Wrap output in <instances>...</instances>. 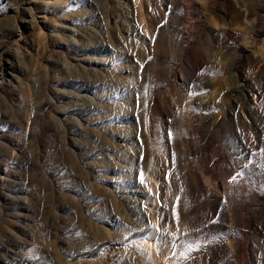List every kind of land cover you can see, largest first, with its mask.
<instances>
[{"label":"rangeland","instance_id":"1","mask_svg":"<svg viewBox=\"0 0 264 264\" xmlns=\"http://www.w3.org/2000/svg\"><path fill=\"white\" fill-rule=\"evenodd\" d=\"M196 1L180 0L169 12L159 0H111L107 1L109 8L104 0H64L48 15L47 21L56 24L53 28L41 19L46 41L39 31L29 33L23 22L17 34L1 37L8 48L18 42L25 47L24 36L32 40L34 46H30L31 54L26 52L25 61L15 59V76L21 82L38 79L43 91L33 95L15 90V85L8 86L0 99V264H125L141 241L156 239L162 253L172 259L171 264L240 262L238 253L229 248V215L233 214L236 199L230 205L228 196L214 195L217 190L212 184V215L216 222L210 225L208 220L206 225L199 205L210 206V191L206 195L194 192L188 197L186 189L177 185H185L189 179L196 189L199 179L206 185L203 177L214 156L218 163L216 171L212 169V181L229 183L230 193L243 196L239 212H250L264 204L258 195L264 186L260 187L253 177L255 171L264 178V122L241 108L243 124L252 137L246 141L240 129L243 124L237 119L230 118L224 125L218 118L235 81L248 84V88L264 81V64L261 66L259 59L261 54L264 56L260 51L264 45L253 41L264 40V33L255 39L250 30L258 14L264 22V10L244 15L241 19L248 29L241 27L239 32L230 25L239 5L231 8L226 0ZM252 1L264 4V0H241L245 5ZM8 2L21 10L24 0H2ZM2 3L0 31H7L12 28L11 17H22L15 9L6 10L9 7ZM108 13L109 31L105 27ZM141 13L148 23L147 36L143 35ZM66 20L81 32L89 25L98 30L99 37L88 51L98 52L111 67L103 79L92 78L81 86L67 88V81L75 77L67 72L65 59L74 61L77 57L72 55L76 40L67 36L64 43L59 37L67 35L62 29ZM262 26L264 31V23ZM77 37L84 39L85 34ZM222 43L224 47H220ZM83 49L79 51L81 56ZM190 52L200 57V71L194 67ZM237 56L239 62L234 68ZM159 57L161 64L157 65ZM149 59L155 61L153 66ZM159 68L161 75L157 73ZM88 87H95L91 95L97 100L90 105L88 97L75 99L81 108L71 116L84 118L78 123L66 115L62 100L65 92ZM53 99H60L57 106L49 103ZM38 105L43 111L37 110ZM238 173L240 181L235 183ZM121 176H126L124 182L116 183ZM153 180L156 190L150 184ZM226 183L223 187H228ZM117 190L118 204L111 197ZM153 194L158 198L159 218L167 221L163 239L161 232H144L141 222L132 226L145 219ZM173 197L180 199H175L171 209ZM218 199H226L228 210ZM185 202L190 209L194 207L196 223L205 228L199 234L191 232L186 219L178 227L175 223L176 206ZM127 208L131 209V220L121 226L123 238L113 245L112 233L106 230L108 222L116 209L123 212ZM242 226L247 231L242 229L235 238L250 252L252 263L258 255L264 264V225L258 232L253 225ZM134 260L132 264H138Z\"/></svg>","mask_w":264,"mask_h":264},{"label":"bare ground","instance_id":"2","mask_svg":"<svg viewBox=\"0 0 264 264\" xmlns=\"http://www.w3.org/2000/svg\"><path fill=\"white\" fill-rule=\"evenodd\" d=\"M107 1L110 2L111 0H107ZM107 1L104 0L105 6L109 8V3H107ZM159 1L170 12L174 10L175 3L176 2L178 3L180 0H159ZM211 1L212 0H210V2ZM226 1L229 3L231 8L235 7L236 5H239V9L235 11L236 15H234V20L230 22V25L237 27L239 32L241 31V27H243L244 29H248V27L243 25L244 20L241 19L243 18L244 15L251 14V13L257 14L258 11L264 10V4L255 2V1H252V3H248V5L243 4L241 0H237L236 3L233 0H226ZM135 2L139 3V0H135ZM1 3H2V0H0V4ZM10 3L9 2L2 3V5L5 7L6 6L9 7V9L7 8L6 10L15 9L16 12L21 15L22 18L13 19V17H11V21H9L10 16L5 17V23L9 21V24L11 25L12 28L7 31H0V99H1V95L6 93L8 86L15 85L14 87L15 90H21L22 92L24 93L27 92L29 94L32 93L33 95L36 94V91H43V89H41L40 81L38 79L34 81L29 79L26 82H21L20 78L15 76L16 68L18 67V64L15 61V59L17 57L21 59L25 58L26 52L27 54H31L30 46H34L32 40L28 39V36H24L23 44L26 45L25 47H22L21 42H18L16 46L15 44L13 45V48H8L3 45L1 37L13 36L17 34L18 31L21 30L20 22H23L25 26L28 27L29 33L32 34L34 31L35 32L39 31L40 37L43 38V41H46L47 35L43 33L44 28L40 24L41 19L45 21L46 25H50L51 28H53V26H55L56 24H54V22L49 23L47 21L48 15L51 12L50 11L51 9L58 8L61 4L64 3V0H59V1L57 0H24V3L21 6V10H17V6L15 7L14 5ZM192 3H198V1L192 0ZM101 7H103V5H101ZM241 7H244L245 9H242ZM93 16L96 17L97 14L95 13L93 14ZM3 19L4 18L0 16V21H3ZM141 19H143L141 22L143 35L147 36L148 35V23L143 13H141ZM67 20H69V18H67ZM67 20L62 23L63 24L62 29L65 32L64 34H67V35H59V37H61L64 43L68 41V39L66 38L67 36H70L71 38H74L76 40V42L74 43L75 48L72 52V55H74V57H77V59L74 61L70 59H65V67L67 68V72L70 73L73 77H75V78H72V80L67 81L66 83L67 88L70 86L71 87L81 86L85 81H90L92 78L94 80L103 79L110 73L111 67L108 66V64H106V62L101 59V56L98 52L91 53L88 51L89 47L92 45V42H96V38L99 37V34H97L96 32L98 30L93 25H89L88 27H82L86 31L81 32L80 29H78L71 21H67ZM218 20L219 19H216L215 22H217ZM15 21H16V24H15ZM105 21H107V23H105V27H107V31H109V25H111L110 20H109V13L107 14V17H105ZM263 23H264L263 18L261 17V15L258 14L257 18L253 21V27L250 29L252 30L255 36V39L256 37L258 38V36L256 35L264 33V31H261V29L263 28L262 26ZM223 31L229 32L230 29L229 30L223 29ZM80 33L85 34L84 39L77 37L78 35H80ZM107 34L109 36V33ZM101 37L103 36L101 35ZM43 41L41 43H43ZM80 41H83L82 45ZM253 41L256 44L262 43V45H264L263 44L264 40L257 39L256 41L255 40ZM224 44L225 43H222L220 47H224ZM43 45H45V43H43ZM141 45H143V41H141ZM214 45H218V43L214 41ZM214 45L212 46L214 47ZM81 48H84L83 49L84 51L82 52L83 56H81L79 53ZM100 49H104V48H100ZM143 49H145V53H147V47H145V45H143ZM260 51L261 53H263L264 47L260 48ZM243 54L244 53L240 54V56ZM200 55H202V53H200ZM206 55H208V49H206ZM180 56L184 57L182 53ZM147 57H149V53H147ZM208 57H210V55H208ZM259 57H260L259 59L261 60V66H262L264 64V56L263 54H261ZM192 59L195 64L194 67H196V69L200 71L202 67L197 61V59H200V57H198V55H194L193 57L192 55ZM149 60L153 61V59H149ZM186 60L188 61V57H186ZM23 61H25V59H23ZM151 61H149V63H151ZM160 62H161V57H159V61H157V65L161 64ZM238 62H239V56H237L234 59L232 66L235 68ZM200 63L204 65V61H200ZM153 64H155V61L151 63L152 66ZM157 73L161 75L162 69L161 68L157 69ZM195 74L198 75V73H195ZM199 76L200 75H198V77ZM196 77L194 75V78ZM47 79L49 80V77H47ZM255 85H256L255 88H248L247 87L248 84L246 83H240L238 81L234 82L233 86L230 88L231 97L229 98L228 103L226 104L225 108L223 109L221 113L222 116H218V118L221 119L224 125H226L230 121V118L237 119L240 122V125H242L244 123V119H242V117L244 116V110H241V108L243 107L247 109L246 111H248L250 115L257 116L259 121L264 122V81L259 80V82ZM94 91H95V87H88L84 91L79 90V91H74L70 93L65 92L66 94L62 100L63 101L62 107L67 110L66 115H68V117L72 118L74 121L76 119L78 123H80L81 120H84L83 117L74 118L71 115L75 113V110H79L81 108L80 104H77V100L80 97H88L89 98L88 103L90 105L95 104L97 99L95 96L91 95L93 94ZM151 97L153 101V93ZM75 99L77 100L75 101ZM59 100L60 99H53V101H49V103H52V106H57V103L59 102ZM239 100L241 101V103H239ZM43 101H47V99ZM198 101H200V97H198ZM36 108L39 111H43V109H41V105H38ZM60 127L62 128L64 127L63 121H60ZM246 128L247 127L245 124H243V126L240 127V129H242V133H244V139H246V141H250L252 137L248 135V129ZM65 140L67 141L66 135H65ZM246 141H244V143H246ZM254 143L257 146L258 142L254 140ZM254 143H250V147H254ZM260 145H262V143H260ZM217 163H218V157L213 156L212 159H210L211 168L209 167V170L206 172L207 176L203 177L206 185H204V182H202V180L199 179L198 189H196V184L193 182V180L189 179L188 183L185 182V185L179 184L177 185V187H180V189H186V195H188V197H190V194H194V192L195 194L203 193V195L204 194L206 195V193L210 191V199H209L210 206L206 208L203 205H199L203 213V216L205 220L207 221L206 225H208V220H210V225H214L212 211H215V209L212 206V200H211V198H214L212 197V184H214L213 185L214 189L217 190V193H214V195L219 194L220 196H223V197L228 196L227 199L228 201H230V205H232V199H236V205H234L231 209V211H233V214L229 215V223H230L229 238L231 239L229 248L231 249L233 253H236V254L238 253V255H236V258L240 262L237 264H262V260L260 259V257H258V255L253 257L254 263H252V259H250V252L246 251V249L242 247V241L239 239H236L235 236L237 237V235L242 229L245 232L247 231V229H245V227L242 225H248L250 226V228L253 225L255 231L258 232V229H260V226L264 225V204H261L260 206L258 205L259 207L251 210L250 212L248 211L239 212L238 209L240 207V201H242L243 196L237 193H230L231 188L229 186V183L222 182V185H220V184H215L212 181V172L216 171ZM236 163H238V161H236ZM240 165H242V163ZM233 168H234V165H233ZM212 169H214V171ZM253 177L257 179V182L261 185L260 187L264 186V178H261L260 175L256 174L255 171L253 172ZM124 179H126V176H121L116 180V183L121 184L124 182ZM239 181H240V175H238V179L236 180L235 183H238ZM171 183H173V185L175 184L174 175H173V181H171ZM224 183H226L228 187H223ZM150 184L153 189L155 190L158 189L157 183L155 180L150 181ZM262 189L263 191L259 190V194H258L260 197V201L262 200L264 201V187ZM171 195H175V193H171ZM111 197H113L114 202L118 204V199H119L118 190L112 191ZM136 199L137 197L135 198V200ZM161 199H163V197H161ZM175 199H180V197H173V201H171V209H173V205H175V202H174ZM206 201L208 202V199H206ZM152 202L153 203L149 211L145 212V219L132 223V226L134 225L136 226L139 222H141L142 224L140 227L141 229L145 230L144 232L146 233L154 232L156 234L158 232H167V229H166L167 221L165 219H163L162 221L157 214L156 208H157L158 198L154 194L152 196ZM161 203L165 205V199H163ZM218 203H222V205H224V209L228 210V207H226V199H222V201L218 199ZM143 207H145V205H143ZM242 207H244V205H242ZM190 208H191L190 204L187 202L177 205L176 211H175V223L178 227L179 224H185L184 219H186V223H188V227H190L191 232L194 231L193 233L194 235H196L198 231H203L204 227H200V225L196 223V220L192 214L194 207H192V209ZM137 215L138 216L142 215V213H137ZM131 217L132 216H131L130 208L125 209L123 212L116 209L114 215L112 216V219L108 222L109 227L106 228V230L109 233H112V244L113 245H115L116 243L122 240L123 232L121 230V226L124 224L128 225L131 220ZM171 250L173 253V245H171ZM240 252L242 253V257H240ZM258 253L260 252L258 251ZM134 259L137 260L138 264H160L162 262H163L162 264H171L172 262V259H170L168 256L162 253L161 245L157 243V239L141 241L139 243L138 250L136 252L131 251V256H128L127 262L125 264H132ZM240 259H242V261ZM135 260H134V263H136ZM113 264H118V263L114 262Z\"/></svg>","mask_w":264,"mask_h":264},{"label":"snow or ice","instance_id":"3","mask_svg":"<svg viewBox=\"0 0 264 264\" xmlns=\"http://www.w3.org/2000/svg\"><path fill=\"white\" fill-rule=\"evenodd\" d=\"M261 151L264 152V149H262ZM238 175H239V173L237 174V176H238ZM236 178H237L236 176H233V177H232V180H236ZM215 222H216V221H214V223H215ZM166 235H167L166 233L161 232V233H160V237H161V239L165 238Z\"/></svg>","mask_w":264,"mask_h":264}]
</instances>
